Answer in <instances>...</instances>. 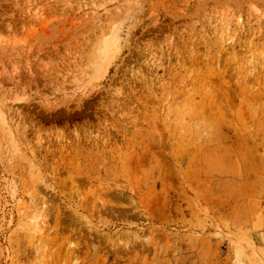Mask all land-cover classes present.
Returning a JSON list of instances; mask_svg holds the SVG:
<instances>
[{"label":"rangeland","instance_id":"374dc122","mask_svg":"<svg viewBox=\"0 0 264 264\" xmlns=\"http://www.w3.org/2000/svg\"><path fill=\"white\" fill-rule=\"evenodd\" d=\"M0 264H264V0H0Z\"/></svg>","mask_w":264,"mask_h":264}]
</instances>
